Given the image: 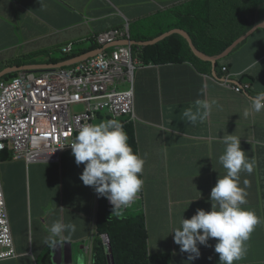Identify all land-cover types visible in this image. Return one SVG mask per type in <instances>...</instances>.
Wrapping results in <instances>:
<instances>
[{
  "label": "crops",
  "instance_id": "crops-1",
  "mask_svg": "<svg viewBox=\"0 0 264 264\" xmlns=\"http://www.w3.org/2000/svg\"><path fill=\"white\" fill-rule=\"evenodd\" d=\"M186 2L191 5L183 8ZM126 24L134 42L177 33L185 59L174 65L138 66L135 72L134 126L145 165L141 199L133 212L146 220L150 255L167 256L164 264H219L214 238L208 241V247L198 245L200 258L189 261V254L180 251L170 231L178 226L182 215L190 219L197 209L210 211V192L218 177L225 174L218 158L224 147L220 139L227 133L239 137L242 150L255 161L253 173L241 172L240 181L241 187L244 180L248 181L243 207L261 220L246 242L247 254L236 264H264V111L244 116L250 107L249 96L220 87L211 79L219 62L220 69L248 73L241 82L251 81L256 91H264V29L257 27L264 24L263 5L250 8L245 1L235 0H0V77L11 71L14 62H21L26 69L46 68L51 62L57 67L66 64L61 63L67 59L61 49L68 44H72L71 54L89 55L98 49L94 40L97 34ZM200 33L217 38L221 46L230 43L226 49L230 48L223 56L214 55L215 45L199 37ZM123 84L122 77L115 82L117 88ZM198 99L212 103L207 119L196 125L180 120L183 108ZM32 167L42 168L40 180L52 186L53 198L43 192L40 196V190L33 191L34 198L28 193V186L32 189L28 175ZM83 168V164L76 165L71 150L65 151L55 165L6 163L4 192L18 254L14 260L0 264H53L54 250L65 255L72 249L74 257L75 244L81 241L83 254L73 264H80L81 259L84 264L96 263L95 255H87L85 247L97 236L98 194L91 187L85 202L87 196L79 179ZM61 171L74 192L68 203L59 196ZM46 173L51 174L50 179L44 177ZM7 184L17 190L6 191ZM28 199H40L38 205L44 210L34 219ZM56 220L75 223L77 230L70 240L59 241L51 248L46 241Z\"/></svg>",
  "mask_w": 264,
  "mask_h": 264
},
{
  "label": "clouds",
  "instance_id": "clouds-1",
  "mask_svg": "<svg viewBox=\"0 0 264 264\" xmlns=\"http://www.w3.org/2000/svg\"><path fill=\"white\" fill-rule=\"evenodd\" d=\"M235 1H245L248 7L252 8L257 0H235ZM260 29H264V24L257 26ZM127 28V35L123 38H119L113 43L100 45L97 42L96 37L101 34H97L94 37L96 44H98V49L95 51L89 52V54L96 53L88 57L87 59L98 55L101 52H111L118 47H129L131 51L130 57V67L132 72L128 75L131 80L127 79V74L124 73L121 77L125 80V84H129L130 90L132 87L134 89V110L136 102V93H135V72L138 66H152L156 64H142L137 58V54L133 50V46L145 47L148 45H153L164 39L166 34L161 35L156 39H148L145 41H132L128 29V24H126L121 29H110L103 31L102 33L109 31H124ZM202 34V33H200ZM199 34V35H200ZM198 35V36H199ZM171 36V35H170ZM169 36V37H170ZM205 37V36H199ZM162 38V39H161ZM206 41H211L214 37H205ZM160 39V40H158ZM217 39V38H215ZM157 40V41H155ZM218 40V39H217ZM133 42V43H131ZM70 47V51L64 52V49ZM103 47H106L105 49ZM230 48V47H229ZM228 48V49H229ZM226 49L222 55L228 50ZM138 51V50H137ZM63 54H66L67 59L61 63H66L60 66H55V64H49L46 68L39 69H26L24 66H12L5 76L0 77V82H9L12 79L18 77L19 74H38L48 69H62L68 68L78 63H81L85 60L73 63L75 59L80 56L72 53V44H68L61 49ZM75 55H77L75 57ZM181 56V55H180ZM70 58V59H68ZM184 58V57H183ZM185 60V59H184ZM183 60V61H184ZM182 61V62H183ZM181 63V62H180ZM176 64V63H168ZM19 69L17 72L12 70ZM13 72V73H11ZM12 75L10 78L7 76ZM248 73H235L231 71L228 67L219 68V62L217 67L214 69V76L211 78L215 83L220 87L231 90L236 94L242 95L247 94L249 96V105L250 107L245 110L244 116H248L251 112L259 113L264 111V91H260L254 96L250 94L252 92L253 83L247 81L242 83L240 78L247 76ZM116 82V81H115ZM114 82V86L116 87ZM251 82V85H250ZM117 88V87H116ZM117 90H121L118 89ZM81 106V111H75V107ZM212 109V103L207 100H196L193 105L183 108L180 113V120L184 121L190 125H196L197 123H203L207 117L210 115ZM83 105H76L73 107L72 114L83 112ZM106 111V110H103ZM101 112V111H100ZM99 112L96 113L95 118L98 117ZM106 117L108 120H102L98 123L92 124H83L79 130H76L68 139V144L63 149L58 151L55 155L49 158L47 161L42 163H32L27 164L24 161H14L12 145L8 142H4V150L0 152V155L4 152H9L10 160L6 163H23L29 167L33 164H58L60 162L61 155L68 150H71L72 156L75 159L77 166L81 164L84 165L82 174L79 176V179L82 181L84 186L92 187L95 192L98 194V197H103L108 200V204L114 207L116 213L114 215L127 216L122 213L124 208L126 211L129 210V207L132 210L135 209V205L141 199V189L143 186L142 172L145 165V159L142 157L139 152L136 153L133 151L132 147L128 143V135L124 131L125 124H133L136 120H131L130 117L123 116L121 118L115 119L113 116L107 113ZM112 118V119H109ZM135 128V126H134ZM136 135V131H135ZM223 147L222 154L219 155L218 163L225 169V174L218 177L215 186L210 192V211L203 209H197L196 213L190 218L185 219L182 215L179 219L178 226H173L170 233L173 235V240L176 245L179 246L180 251L183 253H188V260L194 261L200 258V250L198 245L208 247V241L210 239H215L216 244L214 247L215 253L219 254V264H236V262L242 260L247 254L248 248L246 242L250 239L251 233L253 232L255 226L261 223L260 218L252 210L246 209L243 207L247 203L246 201V188L248 186V181L244 180V186L241 187L240 173L246 172L249 175L253 173L255 167V161L253 158H249L246 153L242 150L240 144V138L234 134H227L220 139ZM4 164V163H1ZM1 176V186L2 192L5 199L6 205V196L4 192L2 175ZM201 197V196H200ZM98 201V200H97ZM6 210V219L9 236H11L12 243V231L9 220V213ZM98 212V208H97ZM142 215H137L139 217ZM135 217V216H134ZM144 217V216H143ZM146 223V220H145ZM147 229V225H146ZM75 223H63L60 220L53 222L49 228V236L47 237L46 245L51 248H54L59 241H68L76 232ZM148 232V229H147ZM96 240L92 237L88 246L85 247V252L91 258L95 255L94 249L96 241L98 240V231L96 229ZM106 237L108 235L99 236L101 238L103 245L107 254L108 261V251L107 244L105 243ZM149 239V234H148ZM110 240V238H109ZM111 243V241H110ZM72 246L71 244H69ZM15 258L17 257V252L14 247ZM149 250V246H148ZM54 250L52 254L60 264H73L74 257L72 255V249L69 252L70 254L57 253ZM114 254V253H113ZM150 254V253H149ZM167 257V256H165ZM9 259L5 261H0L4 263L7 261L14 260ZM65 258L67 262H65ZM34 259V258H33ZM167 260V259H166ZM156 263H160L157 262ZM54 264V263H53ZM80 264H84L83 259H81Z\"/></svg>",
  "mask_w": 264,
  "mask_h": 264
},
{
  "label": "built area",
  "instance_id": "built-area-1",
  "mask_svg": "<svg viewBox=\"0 0 264 264\" xmlns=\"http://www.w3.org/2000/svg\"><path fill=\"white\" fill-rule=\"evenodd\" d=\"M126 35L127 28L101 33L96 39L104 45ZM68 51L70 47L64 49ZM130 57L129 47H118L68 68L21 73L0 82V152L8 141L14 161L42 163L67 146L74 131L92 124L97 112L106 110L115 119L134 120L133 87L117 90L114 86L124 73L131 80ZM79 104L83 112L72 114ZM5 207L0 176V261L15 258Z\"/></svg>",
  "mask_w": 264,
  "mask_h": 264
},
{
  "label": "trees",
  "instance_id": "trees-1",
  "mask_svg": "<svg viewBox=\"0 0 264 264\" xmlns=\"http://www.w3.org/2000/svg\"><path fill=\"white\" fill-rule=\"evenodd\" d=\"M260 5L264 7V0H257L252 8H258ZM182 25V24H181ZM172 29V28H171ZM199 36H203L200 34ZM205 37H208L205 35ZM152 36L142 37L140 40H148ZM215 45L212 54L217 55L223 53L230 45L227 43L224 46L218 44V40L212 38L207 41ZM182 40H179V35L175 33L170 37L145 47L133 46V50L137 54V58L142 64H168L180 63L184 60L181 57ZM138 50V51H137ZM77 55H75L76 57ZM70 59V58H68ZM65 60H63L64 62ZM16 66L24 65L21 62H14ZM50 64H54L51 62ZM12 75L7 76L10 78ZM112 119V118H109ZM124 131L128 135V143L133 151L138 153L136 143V135L134 125L125 124ZM10 160L9 152H4L0 155V162L6 163ZM116 210L108 204V200L103 197H98V212L96 229L98 231V240L95 244V264H108L107 254L103 242L99 236L108 235L113 248L115 264H153L155 261L160 262L158 258L152 257L148 250V232L146 229L145 218L143 216H120L114 215ZM163 262L167 257L162 256Z\"/></svg>",
  "mask_w": 264,
  "mask_h": 264
},
{
  "label": "rangeland",
  "instance_id": "rangeland-1",
  "mask_svg": "<svg viewBox=\"0 0 264 264\" xmlns=\"http://www.w3.org/2000/svg\"><path fill=\"white\" fill-rule=\"evenodd\" d=\"M190 5H191V2H186V3H184L183 8H187ZM171 28H172V26H171ZM74 50H76L75 47H74ZM60 55H61V53H60ZM55 56H57V55H55ZM250 85H251V82H250ZM111 88H113V86H111ZM118 88L121 89V90H126V89L129 88V84L127 83V84L120 85V86H118ZM252 93L253 94H257L258 93V91L255 90V87L252 88ZM151 95H152V97H154L153 94H151ZM81 110H82L81 106L75 107V111H81ZM102 120H108V118L106 117V111L99 112L98 117L94 119L93 123H98V122H100ZM139 136H140L141 146H144V142H143L142 136L141 135H139ZM136 143H137V138H136ZM40 166H43V165H40ZM9 170H10V168L8 167L6 178L9 176ZM27 170H28V168H27ZM41 170H42V168L41 169L40 168L39 169H34L32 167L30 169V171L28 172V175L30 176L31 181H32V189L28 186V193H30L32 195V197H33V191L34 192H38L40 190V194H39L40 196H41V194L43 192V194L46 197H49L51 199V198L54 197L53 188H52V186L50 184H45V185L42 184V182L40 180ZM0 171H1V175H3L4 171H6V163L1 164V162H0ZM68 174H69V176L72 174V169L71 168L68 169ZM44 177L46 179H50L51 178V174L46 173V174H44ZM58 178H60L59 179V196H60V199L63 202L66 201V203H68V201L73 197L74 192H73V190L70 187H68V180L66 178V174L64 176V172L63 171L58 173ZM2 182H3V176H2ZM3 187L5 188L4 182H3ZM43 189H44V191H43ZM7 190L16 191L17 189L15 188L14 185L7 184L6 191ZM83 190L85 191V195L87 196V198H86L87 201H85V202H88V197L91 194V187L83 185ZM77 191H79V187H78ZM76 195L79 196L80 194L77 193ZM6 199H8L7 195H6ZM39 201H40V199L38 200V202L35 201V199H28V208H29V210L32 213V219H34V216H35V214L37 212H40V213L44 212L43 208H41V206L38 205ZM141 209H142V207H141ZM122 213L124 215H127V216H134L135 215V213L133 212L131 207H129L128 211H126L123 208L122 209ZM88 242H90V240H88ZM83 243L84 242L81 241V242H78V243L75 244L74 260L77 263L80 260L81 254H83V251L80 248V246H82ZM16 247H19V241H18L17 238H16ZM156 258H158V260L160 261L161 264H164L163 259H161L160 256L156 257ZM167 260H168V257H167ZM153 264H156V261Z\"/></svg>",
  "mask_w": 264,
  "mask_h": 264
},
{
  "label": "water",
  "instance_id": "water-1",
  "mask_svg": "<svg viewBox=\"0 0 264 264\" xmlns=\"http://www.w3.org/2000/svg\"><path fill=\"white\" fill-rule=\"evenodd\" d=\"M133 43V42H131ZM96 53H92V54H89V55H85V56H80L78 57L77 59L74 60L73 63H76V62H79V61H82V60H85L87 59L88 57L92 56V55H95ZM61 67V66H60ZM19 69H14L12 70L13 72H17ZM11 72V73H13ZM105 243L107 244V251H108V264H115V259H114V254H113V248H112V245L110 243V240H109V237H106V240H105ZM57 251V250H56ZM59 252V251H58ZM56 259L54 258L53 256V263L56 264ZM65 262H67V259L65 258Z\"/></svg>",
  "mask_w": 264,
  "mask_h": 264
}]
</instances>
